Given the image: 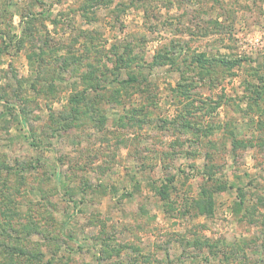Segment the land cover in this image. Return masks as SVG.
Returning <instances> with one entry per match:
<instances>
[{"label":"rangeland","instance_id":"1","mask_svg":"<svg viewBox=\"0 0 264 264\" xmlns=\"http://www.w3.org/2000/svg\"><path fill=\"white\" fill-rule=\"evenodd\" d=\"M261 198L264 0H0V221L39 253L0 264H264Z\"/></svg>","mask_w":264,"mask_h":264},{"label":"trees","instance_id":"2","mask_svg":"<svg viewBox=\"0 0 264 264\" xmlns=\"http://www.w3.org/2000/svg\"><path fill=\"white\" fill-rule=\"evenodd\" d=\"M30 27V26H28ZM138 79L135 76H128L126 79L122 80V82L124 83H131V82H135ZM74 112H76V109L73 110ZM75 116H77V113H74ZM189 126V123H188ZM190 127V126H189ZM193 129V128H192ZM240 140L237 139L235 136H233V140H232V151H235L237 148L244 146V143L239 142ZM199 143V142H198ZM209 143V142H208ZM206 149V148H205ZM212 166H209L206 168V179L202 180L201 183L199 184V189L196 192V194L194 196H192V198L187 199V201H185L184 205L186 207V211H190L193 214H198V215H204L206 217H209L211 215H213V210H214V194L217 192H221L223 190H226L227 188H229V186L232 187V185H228L226 183H219L217 182V180L215 179V173L214 170L211 168ZM8 168V167H7ZM12 170V169H9ZM10 173V171L8 172ZM172 177H169L166 179V182H164L163 184L160 185H152L151 187L153 188L154 192L160 197L161 200H170V194L172 192ZM208 180H214L212 183H209ZM237 190V198L238 200H236L234 202V207H233V211L234 214H237L241 211H243V215L240 216V220H245L248 223H255L257 222L256 220V213H255V209H257L258 206L255 205H248L246 202V198H245V194H244V189L243 187L238 186L236 188ZM259 203L262 204V206L264 207V198L258 199ZM5 203V207H6V211L4 212V216L5 218H8V214H12L14 215L16 212L15 209H10L9 206H14V200L7 198L6 200H4ZM16 207V206H15ZM9 220V218L7 219ZM1 223V221H0ZM3 223H7V224H3ZM0 225V254L4 257L7 258V261H14V259L16 258V256H26L29 257L27 259H29L31 261V258H33V261H38L39 260V253L35 252H29L28 249H26L25 247H23L22 241L21 244H17L14 246H8L6 244V241L11 240L13 237L11 236V234L7 231L6 227H8L10 229V223L9 222H3ZM194 232H197L194 230ZM14 239V238H13ZM18 239V238H17ZM26 239V238H25ZM19 240V239H18ZM187 249H191V247H193L196 250H201V249H208L211 250L210 252H212V254H217L219 252H221L220 250H222L220 247V242L219 241H215L212 240L208 237H204L201 235H197L192 239V242H186ZM192 248V249H193ZM227 248V246L225 247ZM238 250H240L239 252H243L242 251V247H239ZM229 253V252H228ZM227 252H225V256H229Z\"/></svg>","mask_w":264,"mask_h":264}]
</instances>
